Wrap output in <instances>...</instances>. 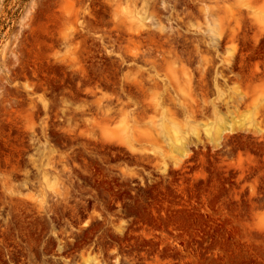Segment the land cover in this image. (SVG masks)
Listing matches in <instances>:
<instances>
[{"label":"rangeland","instance_id":"rangeland-1","mask_svg":"<svg viewBox=\"0 0 264 264\" xmlns=\"http://www.w3.org/2000/svg\"><path fill=\"white\" fill-rule=\"evenodd\" d=\"M0 264H264V0H0Z\"/></svg>","mask_w":264,"mask_h":264},{"label":"bare ground","instance_id":"bare-ground-1","mask_svg":"<svg viewBox=\"0 0 264 264\" xmlns=\"http://www.w3.org/2000/svg\"><path fill=\"white\" fill-rule=\"evenodd\" d=\"M179 140H180V139H179ZM176 141H177V140H176ZM176 141H175V142H176ZM175 142H174V143H175ZM175 144H176V143H175ZM176 145H177V144H176ZM177 146H178V145H177ZM178 147H180V146H178ZM178 147H177V148H178ZM182 148H184V146H183ZM173 149H174V148H173ZM180 151H181V150H180ZM180 151H178V152H180ZM181 152H184V149H183ZM183 155H184V154H183Z\"/></svg>","mask_w":264,"mask_h":264}]
</instances>
